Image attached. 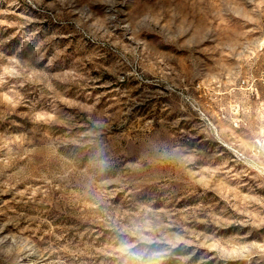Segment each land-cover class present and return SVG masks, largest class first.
Masks as SVG:
<instances>
[{
	"label": "rangeland",
	"instance_id": "obj_1",
	"mask_svg": "<svg viewBox=\"0 0 264 264\" xmlns=\"http://www.w3.org/2000/svg\"><path fill=\"white\" fill-rule=\"evenodd\" d=\"M263 46L264 0H0V264H264Z\"/></svg>",
	"mask_w": 264,
	"mask_h": 264
},
{
	"label": "clouds",
	"instance_id": "obj_2",
	"mask_svg": "<svg viewBox=\"0 0 264 264\" xmlns=\"http://www.w3.org/2000/svg\"><path fill=\"white\" fill-rule=\"evenodd\" d=\"M130 255L132 256L134 261L140 260L142 253H138V252H131Z\"/></svg>",
	"mask_w": 264,
	"mask_h": 264
},
{
	"label": "built area",
	"instance_id": "obj_3",
	"mask_svg": "<svg viewBox=\"0 0 264 264\" xmlns=\"http://www.w3.org/2000/svg\"><path fill=\"white\" fill-rule=\"evenodd\" d=\"M263 48H264V46H263ZM263 76H264V72H263Z\"/></svg>",
	"mask_w": 264,
	"mask_h": 264
}]
</instances>
